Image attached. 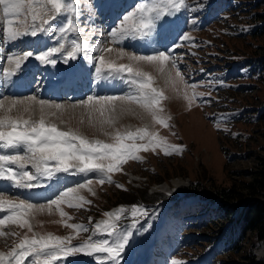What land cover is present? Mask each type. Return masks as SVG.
Here are the masks:
<instances>
[{
	"label": "rangeland",
	"instance_id": "1",
	"mask_svg": "<svg viewBox=\"0 0 264 264\" xmlns=\"http://www.w3.org/2000/svg\"><path fill=\"white\" fill-rule=\"evenodd\" d=\"M66 1V3L76 4L77 0ZM121 1L124 5L128 3L129 6L123 12H118V18L114 16L113 23L109 25L110 6L111 4L113 6V0H79L76 13H69L65 10L50 26H44L48 28V31L38 33L35 37L31 35L23 36L18 39L20 41L15 42L4 39L3 28L6 25L3 22L2 10H0V53L2 54V58L0 56V78L6 76L4 67H9L8 69L11 67L16 70L14 65L10 63L9 57L22 56L25 52L23 46L27 41L41 39L42 43L37 48L34 47V44L28 46L26 51H32L33 48L42 51L45 49L44 52L50 49H59L49 57V62L55 61V56L56 62L58 59L62 62L64 59L58 57L57 53L60 51V55L67 58V52L72 47V41L76 40L78 43L86 45V47H83L77 53V59H67L66 62L62 63L75 61L88 66L90 68L88 75L93 82L96 81L93 88L95 90L98 81L106 73L102 72L99 76L96 73V67L100 66L98 57L101 54L105 56L106 61H111L116 65L134 63L129 61L127 55L121 56L118 51L120 49L126 54L140 55L131 46L132 44L125 45V43H131V37L122 38L113 43L110 31L113 28H118L121 25L123 16L129 11H134L138 4H151L152 0ZM213 5L214 9L212 8ZM219 8L220 6L217 5L216 0H185V6L181 7L180 11L185 28L182 30L181 35L176 38L175 43L167 49L172 60L176 62L185 82L188 85H195V92L200 94L196 96L191 107L189 108L187 101L183 99L184 91H188L191 95V88L179 85L180 94L177 96L170 84H166L165 77L153 65L143 63L140 65L142 69L154 78L153 87L162 90L164 95L168 97V99L161 102L160 106L163 108V112L159 113L160 117L165 118L168 127L152 121L151 117L137 103L128 105L132 112L121 113L119 107H117L116 112L111 114L116 117L115 125L112 128L105 125L108 131L118 129L122 133L146 127L148 131L166 139V144L163 147L157 146L155 151L150 148L147 152L140 151L136 153L141 159L139 161L130 159L121 164V171L110 174L111 183L107 181L103 184L99 183L98 181L102 176L97 174L96 171L87 173L88 176L85 177L86 173L75 171V169H70L69 172H56L54 167L50 165L53 169V175L48 177L35 173L31 165L23 170L13 168L15 172H32L38 181H49H43L41 182L42 185L37 186L45 189H48L50 184L57 180H52V178H61L63 173H72L66 175V177L72 178L71 180L84 176V178L77 179L69 184L63 191L86 184L87 181L84 182V179L87 178H91L90 180L93 183L88 185L87 188L79 189L74 194L76 197H83V201L73 199V204L78 206L69 207L67 203L60 205V209L66 213L64 217H61L60 212L53 205L50 210L48 208L41 211L34 210L29 214L27 219L32 226L31 232L28 231L27 227L21 228L18 224H12L11 222L0 226V231L6 233V235L0 236V254H5L3 264H9L11 258L7 256V253L15 248L25 235L29 238H32L34 234L37 235V238L49 234L59 237H71L69 244L80 246L89 237L93 241L105 238L113 241L116 235L130 234L133 230H137V233L134 234L135 241L129 245L128 242L125 245L126 247L120 254L125 255L122 257L123 259L126 260L129 255L128 261L131 262L132 260V264H135L148 255L151 257L150 264H168V261L166 263V256L182 245V241L178 238L168 237V234L164 231L170 230V223L173 219L174 225L172 226L178 229L183 228L184 233L187 231L186 233L192 235L188 239V245L190 246H187L175 256L176 261L191 259L192 262L190 263L192 264H196V262L198 264H228L229 261L225 254L221 253L222 249H217L218 229L207 221V213L210 210L202 205H208L211 199L205 194L212 192L213 189L230 187L234 183L237 185L239 180H246L248 175L243 174L242 177H239L236 172L249 170L254 165V161L252 157H248V152L251 151L257 154L260 152L259 148L264 146V84L253 66V60L250 63L248 62L249 55H258L260 50L256 47L264 45V39L260 36L252 37L249 35L251 28L254 26V23L248 18L249 15L237 12L227 22L221 13H218ZM69 18L74 20L75 29L61 33L59 31L60 26L66 24V20ZM176 18L175 25L181 23L182 28V20H180V17ZM37 24L39 25V21H37ZM161 31L162 33H159L164 34L163 39L169 40L168 33L170 32L172 36V31L165 30L164 32L163 29ZM148 35L155 36L156 38L152 37L156 41H158L157 35L162 39V35L158 34V29ZM185 36L189 38L185 39ZM45 44H47V47L43 49ZM61 45H63V48H61ZM108 48H112L113 51L102 52V50ZM160 51L164 50H155L151 55H155ZM32 59L35 58L30 57L22 61L20 67L26 68L25 65L32 62L29 61ZM41 63H43V66L47 65L45 62ZM170 63L166 66V70L170 67ZM50 66H57V64L52 63ZM35 69L37 68L34 67L33 70H30V76L35 79V84L39 83L41 79L47 80L45 71L40 70V72L35 73ZM1 71L4 72L3 76ZM13 72L15 73V71ZM66 72H70L69 68ZM91 73L93 74L91 75ZM172 74L174 76L175 72L173 71ZM121 75L124 78H120V80L127 82L126 79H128V81H131L130 76L126 78L129 74L123 73ZM117 81L116 79L115 82ZM42 88L43 86H37L36 91L32 94L22 97L9 96L6 99H23L28 96H35L37 99L48 101L51 104L68 106L72 104L79 105L89 95L98 97L111 95L107 92L96 95L85 92L80 97L70 99L69 96L64 95L55 100L45 97L39 98L36 93ZM129 88L134 89L136 92L130 89L125 92L124 89L121 92L123 94L117 93L115 96L137 95L138 90L135 84H132ZM117 104L119 105V102ZM83 112L84 110L80 107L74 110L69 109L62 117L64 123H61L56 117H48V119L56 123L61 130L72 128L89 140L98 139L106 143H112V139L99 130V124L89 125L86 114L84 115V123H80ZM16 114L14 110L12 115ZM27 115L25 114L26 118ZM36 115L33 118H38V111ZM105 115L108 116L109 113L106 112ZM98 116L97 113L93 117L94 122ZM167 117H171V119H167ZM128 143H131V141H128ZM136 143L147 144L148 138L138 139ZM168 145L178 146L182 150L172 151L169 148L171 154L165 155L164 147ZM10 150L12 151V149ZM20 151L23 154L22 150ZM12 153L17 154V151ZM61 179L64 181L65 178ZM117 185L123 187H117ZM63 191L58 190L56 195ZM143 192L146 195H154L151 200L148 197L143 199L140 198L143 197ZM4 195L13 202L26 201L21 194ZM162 196L165 199H160ZM48 202L40 201L32 204L47 205ZM133 202L137 203L133 204ZM133 206H138L145 210L147 214L139 215L134 219L131 215ZM121 208L125 209V212L118 221H114L116 232L112 236H107L102 228L100 231L96 230L97 223L103 226V221L109 219L104 213L115 212ZM173 212L176 214L173 215ZM9 214L7 208L0 210V219ZM171 214V219L166 220L164 223V230L160 229L161 222ZM180 215L194 218L181 221L179 220ZM214 222L216 221L214 220ZM68 224L81 225L83 228H87L88 231L69 228L66 226ZM13 233H19V235H13ZM251 250L255 257L263 256L264 239L256 241ZM203 254L205 255L203 256ZM93 255L100 256L76 253L62 256L53 264L70 262L75 264H100L98 262L102 259V256L104 257L102 264H114L105 253H94ZM28 262L36 264L34 256L27 257L24 264ZM123 263V260L119 261V264ZM11 264H15L14 260Z\"/></svg>",
	"mask_w": 264,
	"mask_h": 264
},
{
	"label": "snow or ice",
	"instance_id": "2",
	"mask_svg": "<svg viewBox=\"0 0 264 264\" xmlns=\"http://www.w3.org/2000/svg\"><path fill=\"white\" fill-rule=\"evenodd\" d=\"M185 6V0H152L151 4H138L134 11H129L122 18L121 25L110 31L112 42L116 43L122 38H135L136 36H145L150 32L164 26V18L174 15L180 7ZM0 10H2L3 22L6 25L3 28L4 39L9 42H15L23 36H37L38 33L48 31L45 25L50 26L59 15L65 10L69 13L77 12L75 3H66V0H0ZM29 18L30 21L29 22ZM39 21V25L37 24ZM74 20L67 19L66 24L61 25L59 31L61 33L74 30ZM185 39L189 37L185 36ZM83 47L76 40L72 41V47L67 52L68 59H75L76 55ZM63 48V45H61ZM59 49H50L40 54H34L32 51H25L22 56L15 58L9 57L15 69H19L21 62L30 57H34L41 62H49V57ZM112 52V48L102 50ZM121 56L127 55L131 64L116 65L111 61H106L105 56L101 54L98 57L99 65L96 67L98 76L106 72L109 76L113 73L121 76L123 73L129 74L131 83L137 85V95L127 96H91L80 102L79 105L72 104L64 106L61 104H51L48 101L37 99L35 96H28L23 99H10L8 101L0 100V144L6 148L17 150L15 155H0V179L13 182L14 186L19 188H32L38 185L32 183L36 176L30 171L14 172L6 165H15L23 170L31 165L35 173L51 177L53 175L52 165L56 172H69L75 169L81 173L96 171L101 174L102 178L98 181L103 184L105 181L111 183V173L119 172L122 169L120 165L128 160H137L141 158L136 155L140 151L147 152L150 148L155 151L157 146L163 147L166 144L165 138H160L156 133L148 131V129L140 128L136 131L121 132L120 130L108 131L107 125L112 128L116 123V117L111 115L116 112L119 107L120 112H132L128 105L137 103L139 107L151 117L152 121L168 127L165 118L159 116L163 112L160 106L161 102L168 99L162 90L153 87L154 78L148 72L144 71L140 65L147 63L153 65L156 70L165 77L166 84H170L172 90L177 96L180 94L179 85L185 88H191L184 91L183 99L187 101L189 108L197 95L195 85H188L181 72L178 70L176 62L172 60L171 55L165 51H160L155 55H135L126 54L122 49L118 50ZM55 63V61H51ZM166 70V66L169 65ZM173 71L175 75L173 76ZM13 74V73H9ZM121 78H124L121 76ZM119 102V105L117 104ZM80 107L84 110L81 114L80 123H84V115L88 117L89 125L95 126L99 124L100 131L107 137L112 139V143H106L101 140H89L87 137L79 133V131L68 128L61 130L57 124L51 122L48 117H56L61 123L65 112L69 109ZM54 109V110H53ZM16 115H12L13 111ZM38 118H33L36 113ZM109 113L108 116L105 113ZM95 122L93 117L96 114ZM27 115V118L25 117ZM171 119V117H167ZM148 138L147 144H137L136 141ZM131 141V143H128ZM180 151L178 146L168 145L164 147V154L170 155L171 151ZM22 153L21 154V151ZM93 181L89 180L86 184L79 185L78 188H69L66 191L48 202L47 205H35L27 201L20 200L13 202L4 194L0 193V210L7 208L10 212L3 219H0V226L6 225L8 222L18 224L19 227H27L28 231H32L27 217L34 210L41 211L45 208L49 210L53 205L60 212L61 217L64 213L60 209L62 203H67L69 207H76L73 199L83 201V197H76L79 189L87 188ZM117 187H123L117 185ZM90 203V202H89ZM125 209L121 208L115 212H106L105 216L108 220L96 224V230L101 228L107 236H112L116 232V223ZM146 211L133 206L131 215L135 219L139 215H146ZM114 218V220H113ZM70 219V217H69ZM69 228L88 231L81 225L68 224ZM6 233L0 231V236ZM19 235V233H13ZM129 233L118 234L113 241L108 239L93 241L88 238L80 246L69 247L71 237H59L54 235L39 236L34 234L32 238L25 235L20 242L13 248L7 256L10 257L9 264L14 260L15 264H24L25 258H35L36 264H53L54 261L62 256H68L76 253H84L85 255H93L94 253H106L114 264H119L118 258L124 250L129 240ZM19 250V251H18ZM5 254H0V264H3Z\"/></svg>",
	"mask_w": 264,
	"mask_h": 264
},
{
	"label": "trees",
	"instance_id": "3",
	"mask_svg": "<svg viewBox=\"0 0 264 264\" xmlns=\"http://www.w3.org/2000/svg\"><path fill=\"white\" fill-rule=\"evenodd\" d=\"M216 1L220 6L218 13H221L227 22L234 13H245L254 23L249 35L264 39V0ZM212 8L214 9V5ZM256 48L260 52L258 55H249L248 62L253 60V66L264 84V45H258ZM259 149L257 154L251 151L247 154L253 158L254 165L247 171L236 172L239 177L248 175L246 180H239L237 185L234 183L230 187H220L205 194L211 199L206 206L210 210L207 221L218 229L217 249H222L221 253L225 254L228 264H264V255L255 257L251 250L256 241L264 239V146ZM153 195L143 192V197L140 198L148 197L151 200Z\"/></svg>",
	"mask_w": 264,
	"mask_h": 264
},
{
	"label": "bare ground",
	"instance_id": "4",
	"mask_svg": "<svg viewBox=\"0 0 264 264\" xmlns=\"http://www.w3.org/2000/svg\"><path fill=\"white\" fill-rule=\"evenodd\" d=\"M113 1H114L113 6L111 5V7H110V18L112 21L114 20L113 18L121 6L123 8H126L129 6L128 3L126 5H124L121 0H113ZM176 17H180V20H182V24H183V18L180 15V13L177 11V12H175L174 15L169 16V18H168V16L166 17V23L164 22L165 27H164V29L162 28L164 32H165V30L172 31V36H171V32L168 33L169 40L166 38L163 39L164 34L163 35L161 34L162 31H161V28H159L158 34L162 35L163 40L161 38H159L158 35H157L158 41L153 40V37L156 38L153 35H148V36H139L138 35L135 38L131 39L132 40L131 41L132 46L136 47V49L140 53H143V54L149 53V52L153 51L154 49L157 50L158 48L167 49L169 45H172L173 43H175L177 36L180 34V28H181L180 24L181 23L175 25V23L177 22ZM164 21H165V19H164ZM178 28H179V30H178ZM159 32H161V33H159ZM1 55L2 54L0 53V56ZM58 57H59V55H58ZM1 58H2V56H1ZM56 64H57V66H50V69L52 72H50V70H48L49 78L54 77L55 79L51 82V85L46 89L45 92L48 94H51L52 96H55L57 94L61 96L63 94V91L59 90L58 93H56L55 88L59 89L60 87H64V82H63L64 77L63 76H64L65 71L69 68V71L74 73L73 77L77 79L78 75H79L78 73L87 71V69H86L87 66L82 65L81 63H76L75 61H72L69 63H62L59 59L57 60ZM8 68H5L6 69L5 78H0V98H3L4 100L6 98L8 99L9 95H11L12 92L17 93V92H21V90H25L23 81L20 80L21 79L20 74H22V72L17 71V72H15L17 75H15L14 72ZM9 73H13V74H9ZM81 75L83 76L85 74H81ZM121 76H116L115 73L112 74L111 76H109L107 73H105V75H103V77L98 81L97 86L95 87V91H102V92L107 91V92H113V93L114 92L115 93L123 92L124 89L126 90L127 88H129V86H131L132 83L130 81H128V79H126V78H128L129 75H127V77L125 78L127 82H124L125 80H123V81L120 80ZM116 79L118 80L117 82H115ZM90 83H91V81H88V79L84 80V84H83L82 88L86 89V85L88 87V86H90ZM3 99H0V100H3ZM7 99L5 101H8ZM10 151L11 150L9 148L8 149L6 147L2 148L0 146V152L1 153H6V152H10ZM97 174H100V173H97ZM66 175H69V174H65L64 181L65 180L69 181L72 179V178H69V176L66 177ZM71 176H73V175H71ZM3 181H4L3 179H0V185L2 184ZM51 184L48 187V189L37 187V189H34V190L28 192L26 197L27 198H35V197H39L43 193L48 194L50 191H53L54 189H56V187L58 185V180L53 181V183H51Z\"/></svg>",
	"mask_w": 264,
	"mask_h": 264
}]
</instances>
